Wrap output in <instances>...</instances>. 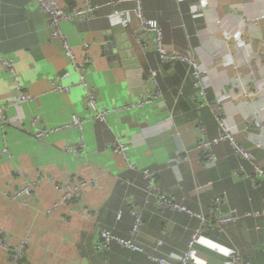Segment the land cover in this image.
Listing matches in <instances>:
<instances>
[{"label":"crops","instance_id":"0c3cea01","mask_svg":"<svg viewBox=\"0 0 264 264\" xmlns=\"http://www.w3.org/2000/svg\"><path fill=\"white\" fill-rule=\"evenodd\" d=\"M59 1L69 8L86 2ZM109 1L89 0L101 6L94 18L65 20L61 26L77 61L85 52L92 57L88 80L100 104L111 109L108 120L101 122L90 118L80 75L61 41L52 38L47 14L35 0H0V56L15 62L24 92L32 97L23 108L13 105L18 95L14 79L0 67V106H7L9 116L38 115L50 126L69 122L74 114L87 118L83 129L56 132L45 141L27 130V121L25 127L4 128L0 122V228L5 238L13 243L28 240L25 264H158L152 255L178 260L201 218L159 208L157 195L148 187L149 171L156 177L155 186L176 203L209 218L220 197L221 216H237L202 234L192 264H229L234 254L241 258L237 264H264V180L254 182L255 165L229 140L212 147L213 158L200 157L199 124L207 127L210 138L222 129L211 107H198L191 99L189 68L162 61L154 49L140 48L129 25L135 18L133 0L120 4L119 15H112L115 7ZM142 1L145 17L162 27L166 46L210 69L209 100L225 99L224 118L236 143L264 169V97L246 98L234 88L238 69L254 87L264 85V0ZM112 36L129 64L117 65L107 53L104 46ZM130 68H141L146 89L155 70L162 98L144 107L119 109L141 94L132 89ZM56 81L67 90L54 91ZM116 138L126 143L131 166L113 149ZM80 141L85 150L79 156L65 150ZM5 143L11 157L1 155ZM26 180L39 183L23 204L9 194ZM65 180L83 184L79 199L61 202L54 183ZM132 202L142 210L137 242L145 250L118 242L99 247L101 230L132 238ZM158 240L162 244L154 250ZM0 264H10L2 246Z\"/></svg>","mask_w":264,"mask_h":264},{"label":"built area","instance_id":"2783aa9c","mask_svg":"<svg viewBox=\"0 0 264 264\" xmlns=\"http://www.w3.org/2000/svg\"><path fill=\"white\" fill-rule=\"evenodd\" d=\"M37 5L41 10L47 14L48 25L51 30L52 38L59 39L62 43L63 48L66 51V54L71 58L74 69L80 75V84L85 90L84 104L89 112L90 118L95 121L106 122L108 120V115L111 111L110 108L103 107L100 104L98 95L95 88L90 84L88 80V75L90 74V66L92 64V57L88 52H85L81 62L77 61L73 46L70 44L67 35L62 30V23L65 20H78V21H88L94 18L99 9L101 8L98 4H93L86 0L83 7H73L69 8L68 6L62 4L59 0H35ZM125 0H110L108 5L115 7L112 15L121 14L119 8L120 4ZM134 3V15L135 18L129 23L133 30V38L136 43L143 50H156L161 60L169 63L182 62L187 65L189 68V74L193 80L194 91L191 94V99L195 102L196 106L203 107L205 105L211 107L215 117L222 129L221 134L217 137L210 138L208 136L207 127L203 124L198 126V150L201 158H213L212 156V147L219 143L221 140H229L236 144L237 151L244 156L245 158L251 159L255 165V173L251 176L254 182L264 180V169L252 159L251 153L239 146L235 141V136L228 128L225 118H224V108L225 99L220 97L216 102L209 100L208 98V82L207 78L210 75V69L204 66L196 57L191 56L190 54H183L175 50H170L164 40V31L160 24L153 19L146 18L144 15V7L142 0H133ZM258 19V18H257ZM88 48V45H85ZM0 67L4 68L9 74L13 77L15 82V88L18 91L16 98L12 100V104L17 108H23V103L32 99L30 95L24 92V87L19 79L17 69L15 67V62L12 59H6L0 56ZM239 71V69H238ZM239 73V72H237ZM237 75V74H236ZM152 84L149 89H146L144 93L139 94L137 101L132 103H127L125 106L119 109H132L144 107L147 104L156 102L160 100L163 96V91L160 87L157 72L155 70L151 71ZM234 88L240 89L245 93L246 98L254 99L258 96L264 97V85L258 87L259 91H255L254 86L248 83L247 80L243 78L234 79ZM54 91H64L67 88L61 82L53 83ZM229 95V94H226ZM249 102V101H248ZM7 106H0V122L2 128L8 125H19L20 127H25L27 121L28 128L39 141H45L52 134L56 132H62L69 130L70 128H79L83 129L84 124L87 120L86 117H82L78 114L72 116L71 121L57 124L54 126L47 125L40 116H28L25 115L12 117L9 116L6 112ZM117 109V108H116ZM118 110V109H117ZM113 149L118 152L126 160L129 166H131L130 159L127 154L126 143L120 139L116 138L112 143ZM65 150L75 156H79L85 150L83 142L79 143H70L65 146ZM1 155L6 157H11L12 152L8 145L5 143L1 150ZM18 174H22L21 170H17ZM146 177L149 178V190L154 191L155 195L158 197V207L159 208H172L180 211H185L191 215H197L201 218V225L196 228L191 236V239L188 242V245L182 255L178 260H169L165 257L159 255H152V258L158 262V264H192L193 256L197 249V245L202 237V234L211 228L221 226L229 221L235 220L236 215L230 216H221V207L223 204L222 198H216L214 205L211 208V214L209 218L190 210L187 206L183 204L176 203L173 198L167 194L165 191L161 190L159 187L155 186L156 177L154 173L146 171ZM38 181H25V185L16 190L13 194H9L11 197H15L20 200L23 204H26V198L30 196L33 190L37 187ZM58 191L62 193V203H66L81 197V190L83 184H75L71 181L56 182L54 183ZM87 211V208L84 209ZM141 209L136 206L135 203H131V212L134 217V224L131 229L132 238L125 239L117 236L109 230H101L98 246L101 248H109L113 242H118L126 247L132 248L134 250L143 251L145 248L137 242V236L141 233L143 226V218ZM259 214V213H256ZM27 239H21L17 243L8 241L5 238L4 230L0 228V246L8 251V257L10 264H25L24 260L27 256ZM162 244V240L157 241V246L154 247V250H158V246ZM241 262V258L238 255H232L230 257L229 264H237Z\"/></svg>","mask_w":264,"mask_h":264},{"label":"water","instance_id":"95a60500","mask_svg":"<svg viewBox=\"0 0 264 264\" xmlns=\"http://www.w3.org/2000/svg\"><path fill=\"white\" fill-rule=\"evenodd\" d=\"M110 40V43L109 41ZM106 49L107 53L112 56L114 59L115 63L117 65H122V64H129V59H127V55L123 52L120 54L119 49L117 48L116 41L114 40V37L107 38V44L104 46ZM141 68L140 69H133L130 68L128 70L129 76H130V84L133 85V90L135 92H141L144 93L146 90V86L143 84V80L141 78Z\"/></svg>","mask_w":264,"mask_h":264},{"label":"rangeland","instance_id":"374dc122","mask_svg":"<svg viewBox=\"0 0 264 264\" xmlns=\"http://www.w3.org/2000/svg\"><path fill=\"white\" fill-rule=\"evenodd\" d=\"M237 72H239V73H237ZM236 74H237V75H236ZM236 74H235V76H236L237 78H239V77H240V78H243V79H245V76H244L245 74H244V72H243V71H241V70H239V71H236ZM234 83H235V81H234ZM253 89H254L255 91H257V92L259 91V88H258V87H256V86H255Z\"/></svg>","mask_w":264,"mask_h":264}]
</instances>
